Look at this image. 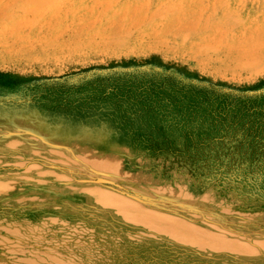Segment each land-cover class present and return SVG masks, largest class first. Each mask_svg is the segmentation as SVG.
Wrapping results in <instances>:
<instances>
[{
	"label": "rangeland",
	"instance_id": "rangeland-1",
	"mask_svg": "<svg viewBox=\"0 0 264 264\" xmlns=\"http://www.w3.org/2000/svg\"><path fill=\"white\" fill-rule=\"evenodd\" d=\"M263 58L264 0H0V264H264Z\"/></svg>",
	"mask_w": 264,
	"mask_h": 264
},
{
	"label": "bare ground",
	"instance_id": "bare-ground-1",
	"mask_svg": "<svg viewBox=\"0 0 264 264\" xmlns=\"http://www.w3.org/2000/svg\"><path fill=\"white\" fill-rule=\"evenodd\" d=\"M172 1H173V0H172ZM177 3H178V2H177ZM179 5H180V4H179ZM170 7H171V6H170ZM181 7H182V6H181ZM172 8H174V7H172ZM169 9H170V8H169ZM225 34H226V33H225ZM250 38H251V37H250ZM225 39H226V38H225ZM229 39H230V38H229ZM239 39H240V38H239ZM256 39H257V38H256ZM216 41H217V40H216ZM218 41H220V40H218ZM218 41H217V42H218ZM237 41H238V40H237ZM260 41H261V40H260ZM260 41L257 40L256 42L258 43V42H260ZM238 42H239V41H238ZM238 42H237V44H238ZM256 42H255V43H256ZM255 43H253V44H255ZM260 43H261V42H260ZM215 44H216V43H215ZM224 44H225V43H224ZM258 44H259V43H258ZM262 44H263V43H262ZM220 45H223V44H220ZM232 45H233V44H232ZM243 45H244V44H243ZM241 46H242V45H241ZM249 46H250V45H249ZM251 48H252V47H251ZM259 48H261V46H260ZM254 49H256V48H254ZM242 50H243V49H242ZM254 51H255V50H254ZM252 53L254 54L255 52L251 51L250 54H252ZM260 54H261V52H258V51H257V53L255 54V57L260 56ZM252 56H253V55H251V57H252ZM261 56H262V55H261ZM255 57H254V58H255ZM260 59H261V58H260ZM263 59H264V58H263ZM248 61H249V60H248ZM250 61H251V60H250ZM244 63H245V62H244ZM245 64H246V63H245ZM247 64H248V63H247ZM251 67H252V66H251Z\"/></svg>",
	"mask_w": 264,
	"mask_h": 264
}]
</instances>
